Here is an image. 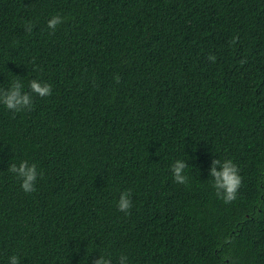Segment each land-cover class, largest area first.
I'll return each instance as SVG.
<instances>
[{
  "label": "trees",
  "instance_id": "obj_1",
  "mask_svg": "<svg viewBox=\"0 0 264 264\" xmlns=\"http://www.w3.org/2000/svg\"><path fill=\"white\" fill-rule=\"evenodd\" d=\"M33 79L51 95L0 104V264H264V0H0V88Z\"/></svg>",
  "mask_w": 264,
  "mask_h": 264
},
{
  "label": "clouds",
  "instance_id": "obj_2",
  "mask_svg": "<svg viewBox=\"0 0 264 264\" xmlns=\"http://www.w3.org/2000/svg\"><path fill=\"white\" fill-rule=\"evenodd\" d=\"M63 22L64 17L59 14L53 15L47 21V27L52 32H55L57 26ZM25 31L31 33L32 25L26 24ZM236 43L237 38L233 37L231 44L235 45ZM207 59L212 63L216 61L214 55H209ZM243 62L244 61H241V63ZM28 87L30 91H23V84L21 81L15 80L6 90L0 88V104H3L8 110L14 113L21 112L31 110L33 96L47 97L51 95V85L42 83L36 79L31 80ZM188 166L189 165L182 160L174 161L171 165V174L175 183L187 185L189 177L185 174V169ZM7 171L13 174L20 182L19 186L25 193L35 191V183L39 175L35 163L29 164L28 161L21 160L18 164H10ZM238 173L239 168L232 159L223 161L220 159L212 160L209 171V176L212 178L211 184L215 189L217 198L221 199L226 204L231 203L237 198V192L242 184V177ZM131 207L130 193L128 191L122 192L117 201L118 210L127 214ZM127 262V255L122 254L119 256L118 264H127ZM9 264H20V258L16 255H12L9 257ZM93 264H110V259L100 255L98 259L93 261Z\"/></svg>",
  "mask_w": 264,
  "mask_h": 264
}]
</instances>
